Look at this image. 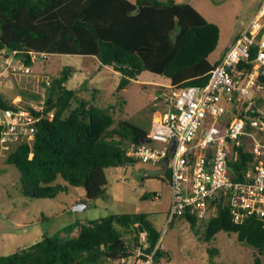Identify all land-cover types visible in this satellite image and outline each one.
Segmentation results:
<instances>
[{"label":"trees","instance_id":"obj_1","mask_svg":"<svg viewBox=\"0 0 264 264\" xmlns=\"http://www.w3.org/2000/svg\"><path fill=\"white\" fill-rule=\"evenodd\" d=\"M219 38L217 24L176 0H0L1 48L18 50L20 55L35 51L96 57L101 65L121 73L119 90L144 71L165 76L174 89L206 85L216 65L209 56ZM69 70L65 68L47 87L46 116L37 124L35 140L13 146L4 162L19 169L26 196L56 198L69 185L82 186L85 200L91 202L105 195L107 170L136 162L126 155V147L142 143L149 131L127 121L116 123L107 108L92 106L76 89L68 88ZM10 104L11 99L0 93V106ZM252 159L250 152L240 149V158L232 165L235 180L244 179ZM168 176L166 172V180ZM182 218L192 228L199 220ZM203 220L205 241L221 231L236 233L241 243L255 249V264L261 263L262 219L234 222L227 196L218 192ZM76 229L75 236L63 237L61 232L44 236L28 249L0 255V264H104L139 252L141 258L154 253V260L165 255L161 234L145 213L112 214L86 225L70 224L62 232Z\"/></svg>","mask_w":264,"mask_h":264},{"label":"built area","instance_id":"obj_2","mask_svg":"<svg viewBox=\"0 0 264 264\" xmlns=\"http://www.w3.org/2000/svg\"><path fill=\"white\" fill-rule=\"evenodd\" d=\"M49 57L47 52L20 55L18 50L0 47V87L23 77L44 84L42 99L27 98L29 91L23 89L11 98L9 107L0 106L2 155L17 144L35 140L37 124L46 116V88L51 81L34 75L33 64L27 61L43 62ZM159 100L166 108L154 114L147 135L151 141L129 144L126 155L169 173V219L207 218L210 201L222 192L234 222L264 221V0L215 65L206 85L180 89L169 85L159 93ZM241 148L253 159L243 171L244 179L235 180L232 165L240 158ZM141 237L144 240L145 234ZM153 260L154 253L140 264H153Z\"/></svg>","mask_w":264,"mask_h":264},{"label":"rangeland","instance_id":"obj_3","mask_svg":"<svg viewBox=\"0 0 264 264\" xmlns=\"http://www.w3.org/2000/svg\"><path fill=\"white\" fill-rule=\"evenodd\" d=\"M136 2V0H130ZM192 5L208 21L220 28L216 50L209 56L214 63L234 42L238 34L256 14L262 0H176ZM227 51V50H226ZM69 68L71 77L66 83L92 106L107 108L116 123L127 121L150 131L155 113L165 110L159 93L170 84L165 76L150 71L142 72L137 79L119 90L122 79L113 67L101 65L96 57L79 55H50L46 61L32 65L34 75L48 77L49 81ZM14 78L0 93L7 99L23 89L27 98L42 99L43 83L34 77ZM13 89H11L10 85ZM10 87V88H8ZM21 89V90H20ZM47 89V88H46ZM31 94V95H30ZM26 98V99H27ZM0 151V255H8L61 232L63 237L78 234L62 232L70 224L86 225L92 220L112 214L145 213L160 232V247L165 255L153 260V264H255L256 251L241 243L236 233L221 231L211 241H205L207 221L199 219L196 227L182 217L169 219L167 210L171 199L170 188L158 167L140 160L107 170L109 185L104 196L88 202V207L75 211L74 206L84 200L82 186H68L67 192L56 198H33L22 193L21 173L15 165L4 162ZM122 180H127L121 182ZM62 183L63 180H60ZM216 249L217 252H210ZM137 253L124 261H107L104 264H140ZM264 264V257L261 263Z\"/></svg>","mask_w":264,"mask_h":264},{"label":"water","instance_id":"obj_4","mask_svg":"<svg viewBox=\"0 0 264 264\" xmlns=\"http://www.w3.org/2000/svg\"><path fill=\"white\" fill-rule=\"evenodd\" d=\"M143 141L150 142L151 139H149V138L147 137V138L143 139ZM175 144H176V141L173 140V142H172V148H171V150H170L171 152L174 150ZM163 164H164V168H165V170H166L167 167H168V157L165 158V160L163 161ZM87 206H88L87 201H81V202H79L78 204H76V205L74 206V210H75V211H81V210H84Z\"/></svg>","mask_w":264,"mask_h":264},{"label":"crops","instance_id":"obj_5","mask_svg":"<svg viewBox=\"0 0 264 264\" xmlns=\"http://www.w3.org/2000/svg\"><path fill=\"white\" fill-rule=\"evenodd\" d=\"M227 50V49H226ZM226 50L223 52V54H222V56L224 55V53L226 52ZM222 56L219 58V59H217L214 63H212L210 60V62L212 63V64H217L219 61H220V59L222 58ZM100 62V61H99ZM15 81H12V82H15L16 84L17 83H19L20 84V82H19V80H16V79H14ZM13 84L14 83H12V86H13ZM170 85V84H169ZM6 86V85H5ZM10 87H11V85H10ZM10 87H8V88H10ZM11 89H13L12 87H11ZM21 90V89H20ZM157 166V165H156ZM158 167V169H159V171L162 173V175L164 176L165 175V173H163L162 171H161V168L159 167V166H157ZM121 169V167H119V168H117V170H120ZM167 181V180H166ZM169 186V185H168ZM85 197H86V194H85V196L83 197L84 198V200H85ZM85 201H87V200H85ZM87 203H88V201H87ZM89 206V205H88ZM87 206V207H88ZM169 206H170V203H169ZM168 211H169V208H168V210H167V213H168ZM79 233V232H78ZM75 235H77V233H75ZM74 235V236H75ZM124 261V260H123Z\"/></svg>","mask_w":264,"mask_h":264}]
</instances>
